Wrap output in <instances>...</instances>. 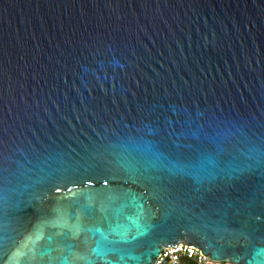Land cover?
Here are the masks:
<instances>
[{
    "label": "water",
    "instance_id": "obj_1",
    "mask_svg": "<svg viewBox=\"0 0 264 264\" xmlns=\"http://www.w3.org/2000/svg\"><path fill=\"white\" fill-rule=\"evenodd\" d=\"M261 152L264 0H0V264H264Z\"/></svg>",
    "mask_w": 264,
    "mask_h": 264
},
{
    "label": "snow or ice",
    "instance_id": "obj_2",
    "mask_svg": "<svg viewBox=\"0 0 264 264\" xmlns=\"http://www.w3.org/2000/svg\"><path fill=\"white\" fill-rule=\"evenodd\" d=\"M193 137H202L203 143H212V141L203 133L192 132ZM132 151L148 157V162L152 167L160 171H166L177 175H185L193 178H200L206 175H211L210 169L218 167V162L215 159L206 158V148L202 145H197L196 149L191 153L180 151L168 152L166 146L164 150L154 144L132 145ZM191 147V146H189ZM218 147V146H217ZM195 156V159L193 158ZM258 162L264 163V152H261L258 157ZM105 181V185H107ZM125 193L113 191L107 197L108 200L120 198ZM82 212L87 214L90 212V207L84 206Z\"/></svg>",
    "mask_w": 264,
    "mask_h": 264
},
{
    "label": "built area",
    "instance_id": "obj_3",
    "mask_svg": "<svg viewBox=\"0 0 264 264\" xmlns=\"http://www.w3.org/2000/svg\"><path fill=\"white\" fill-rule=\"evenodd\" d=\"M152 264H235L216 262L202 255L198 248L179 242L175 245L165 246Z\"/></svg>",
    "mask_w": 264,
    "mask_h": 264
}]
</instances>
